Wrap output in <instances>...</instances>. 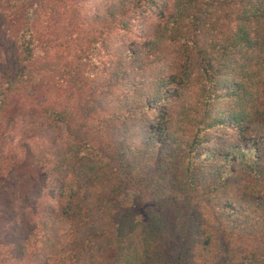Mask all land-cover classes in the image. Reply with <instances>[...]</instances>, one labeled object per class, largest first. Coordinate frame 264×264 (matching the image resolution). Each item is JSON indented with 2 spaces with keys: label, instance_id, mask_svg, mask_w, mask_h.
Returning <instances> with one entry per match:
<instances>
[{
  "label": "trees",
  "instance_id": "1",
  "mask_svg": "<svg viewBox=\"0 0 264 264\" xmlns=\"http://www.w3.org/2000/svg\"><path fill=\"white\" fill-rule=\"evenodd\" d=\"M22 120L62 176L0 159V264H264V0H0Z\"/></svg>",
  "mask_w": 264,
  "mask_h": 264
},
{
  "label": "rangeland",
  "instance_id": "2",
  "mask_svg": "<svg viewBox=\"0 0 264 264\" xmlns=\"http://www.w3.org/2000/svg\"><path fill=\"white\" fill-rule=\"evenodd\" d=\"M35 134V128L27 120L8 123L5 129L0 131V159L8 157L23 159L32 166L30 176L24 173L22 177H26L21 179L13 175L7 182V191L10 194L7 195L8 198L15 193L24 203L38 195L39 191L37 193L36 189L44 195L42 203H45L46 199H51L55 193L54 181L62 176L57 152L46 146ZM5 207L0 198V248L5 241L3 230Z\"/></svg>",
  "mask_w": 264,
  "mask_h": 264
}]
</instances>
